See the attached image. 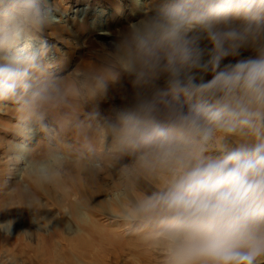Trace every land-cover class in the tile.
Here are the masks:
<instances>
[{
  "label": "clouds",
  "instance_id": "clouds-1",
  "mask_svg": "<svg viewBox=\"0 0 264 264\" xmlns=\"http://www.w3.org/2000/svg\"><path fill=\"white\" fill-rule=\"evenodd\" d=\"M58 22L46 0H0V106L18 113L11 159L41 186L61 179L64 161L55 152L31 158V142L67 97L40 39ZM75 78L84 98L120 91L122 106L98 107L91 119L122 173L150 185L105 198L131 235L164 264H264V0H154L92 49ZM13 223L0 222V235Z\"/></svg>",
  "mask_w": 264,
  "mask_h": 264
},
{
  "label": "rangeland",
  "instance_id": "rangeland-1",
  "mask_svg": "<svg viewBox=\"0 0 264 264\" xmlns=\"http://www.w3.org/2000/svg\"><path fill=\"white\" fill-rule=\"evenodd\" d=\"M153 3L154 0H46V7L59 22L40 34L48 46L45 65L66 80L68 91L66 102L49 112L48 132L37 133L31 142V158L44 159L52 152L61 154L62 177L52 185L41 186L26 174L21 176L10 151L19 138H9L15 134L16 106H0V222L14 221L11 235H0V264H33L29 260L32 253L20 251L24 242L44 245L54 234L59 239L60 233L74 241L84 237L83 252L90 248L86 239L94 250L100 247L102 253L103 249L111 251L119 245L127 248L120 259L110 254L99 264H139L143 258L140 252L130 250L143 242L107 211L105 198L121 189L135 197L148 191L150 185L143 177L122 173V163L114 162L107 153L109 140L101 125L91 119L98 107L107 114L122 106L120 91L113 89L108 97L97 101L76 95L69 80L75 81L76 69L89 59L92 49L113 40L118 30L141 18ZM60 67L63 71L55 73ZM80 209L87 213V222L81 221ZM148 247V264H164L163 253Z\"/></svg>",
  "mask_w": 264,
  "mask_h": 264
},
{
  "label": "bare ground",
  "instance_id": "bare-ground-1",
  "mask_svg": "<svg viewBox=\"0 0 264 264\" xmlns=\"http://www.w3.org/2000/svg\"><path fill=\"white\" fill-rule=\"evenodd\" d=\"M103 30H105V25H104ZM100 34L108 35L105 32H102ZM86 61H88V59H85V62ZM85 62H83L82 64H84ZM60 69H61V67H60ZM60 71H63V70L62 69L56 70L55 73H59ZM72 79H75V78H72ZM69 81H70V87L73 88L75 81L74 80L73 81L69 80ZM10 137L15 138L16 136H15V134H13V135H9V138ZM34 197H36V196H34ZM48 212H50V211L48 210ZM56 237H57L56 234L48 237V239L46 240L44 245H35L34 246V245H30L29 243L24 242L25 244H24L23 248L20 249V251L23 254L27 253V252H31L32 254H30V255H32V257L29 260L33 264H99L100 261H102L104 259V257H106V255H110V254H111L112 258L114 257L116 259H120L122 257V252L127 250L126 247L119 245L118 247H116L115 249H113L111 251L103 249V253H102L100 247H97V249L94 250L92 243L88 239H86L85 241L89 242L88 246L90 248L87 250H84V252H83V250H81V247L83 245L82 239L84 237H82V239L80 238L78 241L77 240L74 241L73 239L69 238L66 235H63L62 233H60L58 235L59 239H56ZM93 244L96 245V242H93ZM135 246H137V247L131 248L130 250H133V251L136 250V251L140 252L141 254H143V258L139 261L140 262L139 264H148L151 260V257L147 254L148 249H149L147 244L137 243V244H135ZM99 255H100V257H99ZM148 256H149V258H148ZM24 263H26V262H24ZM102 264H104V263H102Z\"/></svg>",
  "mask_w": 264,
  "mask_h": 264
}]
</instances>
